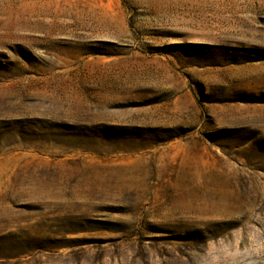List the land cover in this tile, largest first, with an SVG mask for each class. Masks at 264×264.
Masks as SVG:
<instances>
[{"label":"rangeland","instance_id":"374dc122","mask_svg":"<svg viewBox=\"0 0 264 264\" xmlns=\"http://www.w3.org/2000/svg\"><path fill=\"white\" fill-rule=\"evenodd\" d=\"M0 264H264V0H0Z\"/></svg>","mask_w":264,"mask_h":264}]
</instances>
